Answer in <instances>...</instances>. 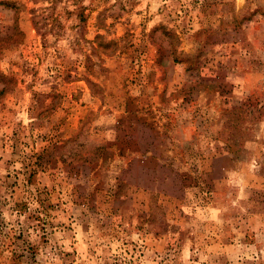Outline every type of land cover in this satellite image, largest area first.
<instances>
[{
  "label": "rangeland",
  "instance_id": "1",
  "mask_svg": "<svg viewBox=\"0 0 264 264\" xmlns=\"http://www.w3.org/2000/svg\"><path fill=\"white\" fill-rule=\"evenodd\" d=\"M0 264H264V0H0Z\"/></svg>",
  "mask_w": 264,
  "mask_h": 264
},
{
  "label": "trees",
  "instance_id": "2",
  "mask_svg": "<svg viewBox=\"0 0 264 264\" xmlns=\"http://www.w3.org/2000/svg\"><path fill=\"white\" fill-rule=\"evenodd\" d=\"M104 148L102 147L101 150H103Z\"/></svg>",
  "mask_w": 264,
  "mask_h": 264
}]
</instances>
